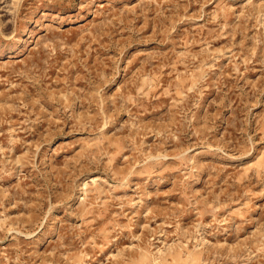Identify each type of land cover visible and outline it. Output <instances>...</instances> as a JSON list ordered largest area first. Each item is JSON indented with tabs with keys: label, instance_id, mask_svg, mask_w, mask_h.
<instances>
[{
	"label": "rangeland",
	"instance_id": "374dc122",
	"mask_svg": "<svg viewBox=\"0 0 264 264\" xmlns=\"http://www.w3.org/2000/svg\"><path fill=\"white\" fill-rule=\"evenodd\" d=\"M0 264H264V0H0Z\"/></svg>",
	"mask_w": 264,
	"mask_h": 264
}]
</instances>
